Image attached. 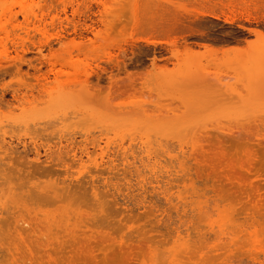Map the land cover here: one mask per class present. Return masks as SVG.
<instances>
[{
	"label": "rangeland",
	"instance_id": "1",
	"mask_svg": "<svg viewBox=\"0 0 264 264\" xmlns=\"http://www.w3.org/2000/svg\"><path fill=\"white\" fill-rule=\"evenodd\" d=\"M87 1L61 14L63 26L10 19L14 3L0 18L3 39L35 35L25 57L36 66L17 73L22 46L0 43V145L14 150L0 165V202L21 207L0 215V264H264V42L254 45L264 0ZM186 46L214 53L177 64L173 50ZM63 222L78 228L63 233Z\"/></svg>",
	"mask_w": 264,
	"mask_h": 264
},
{
	"label": "bare ground",
	"instance_id": "2",
	"mask_svg": "<svg viewBox=\"0 0 264 264\" xmlns=\"http://www.w3.org/2000/svg\"><path fill=\"white\" fill-rule=\"evenodd\" d=\"M85 1H87V0H84V1H80V0H0V11H1V13H0V18H1V16L5 13V11L6 10H8V9H10V4H12V3H14V4H18L19 5V7H20V9L17 11V12H15V13H10V19H17L18 18V14H21L22 16H23V19H26V20H28V19H40V21L41 22H43V23H45V25H47V24H50L52 27L55 25H57L58 23L60 24V26H63V21H59L58 19H63L64 17V19H69V16H68V8H71L72 9V11H73V16L75 15V12L76 11H78V9L76 10V9H74L75 8V6L76 5H78V6H80L81 4H83ZM108 1L107 0H105L104 2H103V0H89V1H87V3L85 4V5H87L90 9H91V4L92 3H97L98 4V6L99 5H102V6H104V7H107L108 6V3H107ZM13 6V5H12ZM59 8H61V10L59 11L58 9ZM37 10H38V12H37ZM55 11V13H53ZM211 13V12H210ZM61 14H64L65 16L64 17H61ZM214 16V15H213ZM48 17H50V19H52L50 22H46L44 19H47ZM43 19V20H42ZM55 19H57L59 22H56V20ZM229 20V19H228ZM25 21V20H24ZM24 21H23V23H24ZM2 22V21H1ZM29 22H31V20L29 21ZM68 22V21H67ZM66 22V23H67ZM70 22H72V21H70ZM70 22H68V23H70ZM22 23V24H23ZM28 23V22H27ZM37 23H38V20H37ZM64 23H65V21H64ZM6 24V23H5ZM24 24H26V23H24ZM29 24H31V23H29ZM58 24V25H59ZM1 25V24H0ZM10 25V23L7 25V26H9ZM163 25V24H162ZM32 26V25H31ZM40 26V25H39ZM48 26V25H47ZM77 26V25H76ZM88 26V25H87ZM177 26H180V25H178L177 24ZM5 27V26H4ZM22 27V26H21ZM41 27H43V26H41ZM45 27V26H44ZM86 27V26H85ZM166 27V26H165ZM183 27V26H182ZM17 28V27H16ZM18 28H20L19 27V25H18ZM76 28V27H75ZM175 28H177V27H175ZM179 28V27H178ZM3 29V28H2ZM25 29V28H24ZM26 29H28V28H26ZM42 29V28H41ZM87 29V28H86ZM173 29V28H172ZM10 30H11V28H10ZM18 30H20V29H18ZM17 30V31H18ZM20 31H25V30H20ZM20 31H18V32H20ZM32 32L31 33H33V30H31ZM35 31V30H34ZM173 31V30H172ZM177 31V30H176ZM179 31H180V28H179ZM255 31H258V30H255ZM14 32V31H13ZM15 32H16V30H15ZM26 32H27V30H26ZM41 32V31H40ZM12 33V32H11ZM21 33V32H20ZM36 33H37V30H36ZM165 33V32H164ZM179 33V32H178ZM257 33H259V32H257ZM1 34V33H0ZM19 34V33H18ZM34 34H35V32H34ZM38 34H40V33H37L36 34V37H37V35ZM45 34H47V33H45ZM261 34V33H260ZM10 35V34H9ZM13 35V34H12ZM25 35V34H24ZM28 35V34H27ZM162 35V34H161ZM1 36H2V34H1ZM5 36V35H4ZM4 36H2V38L0 39V43H5V44H8V42H11V44L14 46L15 44H17L18 46L20 45V46H22V49H21V51H22V54H19V51H18V49H17V46H16V51H18V53L16 54L17 55V59H18V65H16V72L17 73H20V71H21V66L23 65V64H28V67L30 66V67H32V69L34 68H36V66L35 65H33L32 64V60L31 59H27L26 57H25V54L27 53V52H29L30 51V48H28L27 47V44L26 43H30L31 42V44L32 43H34L33 41H32V39H34L33 38V36H35V35H33L32 36V38H30V37H21L20 36V34H19V36H18V38H16V41H15V39H10L9 37H6V38H4L3 39V37ZM167 36V35H166ZM12 37V36H11ZM41 37V36H40ZM50 37V36H49ZM38 39H39V37H37ZM18 39V40H17ZM50 38H46V39H44L45 40V42H44V44H46V45H50V40H49ZM168 39V38H167ZM170 39L172 40V38L170 37ZM42 40V39H41ZM154 40V39H153ZM159 40V39H158ZM161 40H163V39H161ZM160 40V41H161ZM169 40V39H168ZM176 40V39H175ZM35 41V40H34ZM167 41V40H166ZM257 41V40H256ZM148 43H153V44H156V42L155 41H151V40H148L147 41ZM258 42H261V44L264 42V36H260V37H258V41L256 42V44H254V45H258L259 43ZM170 43H172V42H170ZM174 43V42H173ZM172 43V44H173ZM175 43H177L176 41H175ZM174 43V44H175ZM35 44V43H34ZM158 44V43H157ZM156 44V45H157ZM161 44V43H160ZM188 44V43H187ZM252 44V43H251ZM155 45V46H156ZM25 46V47H24ZM177 46V45H176ZM179 46V45H178ZM205 46V45H204ZM9 47H10V45H9ZM12 47V46H11ZM15 47V46H14ZM41 47H43V45L41 46ZM180 47V46H179ZM193 48V47H192ZM9 48H7V50H8ZM12 48H10L9 50H11ZM8 50V51H9ZM206 50H208V51H210L211 49L209 48V46L208 47H206V49H205V51H202V52H206ZM7 51V52H8ZM207 51V52H208ZM6 52V53H7ZM39 52L41 53V49H39ZM125 52V51H124ZM202 52H200V53H196L194 50H192L191 49V47L190 46H186V48L183 50V51H181V50H179V48H178V50H173V56L177 59V61H178V63L177 64H180V63H184V65L185 64H188L189 65V63L190 62H192V61H194L195 60V58L197 57V59L198 58H200L199 57V55H201L202 57H203V55H208L209 54V52L208 53H202ZM218 52V51H217ZM123 53V52H122ZM214 53V52H213ZM212 52L209 54V55H211V54H213ZM107 54V53H106ZM101 57H102V55H100ZM111 56H113V55H111L110 54V57ZM204 56V57H205ZM3 57H5V56H3ZM7 58H9V57H7ZM97 58H99V57H97ZM104 59V58H103ZM113 59V58H112ZM112 59L111 60H108V61H112ZM116 60V59H115ZM114 59H113V61H115ZM39 61V60H38ZM116 62V61H115ZM117 62H119V61H117ZM122 62V61H121ZM157 61H156V57L153 59V62H152V65H153V70H156L157 69V63H156ZM16 63V62H15ZM47 63V62H46ZM120 63V62H119ZM121 64V63H120ZM119 64V65H120ZM40 65V64H39ZM44 64H42V66H43ZM90 65V64H89ZM15 66V65H14ZM38 66V65H37ZM53 66V65H52ZM98 67H99V65H97ZM197 66V65H196ZM41 67V66H40ZM119 67H121V66H119ZM7 68V67H6ZM13 68V69H14ZM56 68V67H55ZM88 68V67H87ZM5 69V68H4ZM13 69L11 70V71H13ZM40 69H42V68H40ZM89 69V68H88ZM87 69V70H88ZM120 69V68H119ZM5 70H9V69H5ZM23 70V69H22ZM37 70V69H36ZM105 70V69H104ZM167 69H163V71H166ZM3 72H5L4 70H2ZM51 71V70H50ZM147 71V70H146ZM248 71V70H247ZM27 72V71H26ZM29 72V71H28ZM53 72V71H52ZM138 72V71H137ZM137 72H136V74H137ZM210 73V70H203V71H200V70H198L197 71V75H195V77H194V79H193V81L196 79V81L198 80V79H206V78H208L209 77V73ZM8 73V72H7ZM6 73V74H7ZM9 73H10V71H9ZM30 73V72H29ZM98 73V72H97ZM135 73V72H134ZM133 73V74H134ZM142 73V72H141ZM140 72L138 73V74H140V77H143L142 75L143 74H141ZM215 73V72H214ZM253 73L254 72H243L242 74L244 75V76H247V77H251V79H252V77L253 78H257L258 76H252L253 75ZM1 74V73H0ZM4 74V73H3ZM31 74V73H30ZM46 74V73H45ZM47 74H49V73H47ZM99 74V73H98ZM132 74V73H131ZM131 74H128V75H130L131 76ZM133 74H132V76H133ZM135 74V75H136ZM200 74H202V76L203 75H207V76H204V77H199V75ZM219 75L221 74L220 72L218 73ZM223 74V73H222ZM257 74H259V73H257L256 72V75ZM12 75V74H11ZM14 75V74H13ZM15 75H17V74H15ZM19 75V74H18ZM128 75H127V77L126 78H128ZM134 75V76H135ZM217 75V74H216ZM236 75H239V73H236ZM27 76V75H26ZM46 76V75H45ZM97 76V75H96ZM133 76V77H134ZM263 76V75H262ZM17 77V76H16ZM21 76H19L18 78H20ZM25 77V76H24ZM47 77V76H46ZM50 77V76H49ZM98 77H100V76H98ZM97 77V78H98ZM113 77V76H112ZM133 77H131L132 79H133ZM138 77V75H136V77L134 78V79H138L137 78ZM15 78V76L13 77V79ZM23 78V77H22ZM21 78V79H22ZM26 78V77H25ZM28 78V77H27ZM29 78H31V77H29ZM42 78V77H41ZM48 78V77H47ZM260 78H261V76H260ZM263 78V77H262ZM24 79V78H23ZM32 79V78H31ZM34 79V78H33ZM32 79V80H33ZM39 79V78H38ZM92 79H93V77H92ZM117 79V78H116ZM114 80L113 82H109L110 83V85H111V83H114V82H119V83H121V81H123L121 84L123 85L124 84V86H122V88H123V90H126L127 88H129L130 87V89L128 90H126V92H128V91H131V89H132V87H133V89H132V91L134 90L135 91V89H134V85H135V82L134 81H132L131 79H127V81L125 82V79H117V80ZM139 79H141V78H139ZM16 80V79H15ZM15 80H12V82H14ZM18 80H20V79H18ZM18 80H16L14 83H16L17 84V81ZM129 81V82H128ZM131 81V82H130ZM192 81V82H193ZM87 82H89V81H87ZM132 82H134V85H133V83ZM200 82V81H199ZM9 83H11V82H9ZM26 84V83H28V82H26V83H24L23 81H20V83L18 82V84ZM115 83V84H116ZM130 83H132V85H128V84ZM137 83V82H136ZM196 83V82H195ZM197 83H198V81H197ZM17 84V85H18ZM91 84V83H90ZM95 84H98V83H95ZM94 84V85H95ZM118 84V83H117ZM7 85H9V84H7ZM34 85V84H33ZM33 85H27L28 86V88L27 89H29V87L31 86H33ZM92 85H93V83H92ZM92 85L91 86H89L92 90L93 89H95V92H93V93H91L90 95L92 96V97H94L95 95L97 96L98 94H97V88L95 87V86H93V87H95V88H92ZM126 85V86H125ZM137 85V84H136ZM188 85V84H187ZM22 86V85H21ZM34 86H36V85H34ZM44 86V85H43ZM98 86H99V84H98ZM118 86V85H117ZM127 86H129V87H127ZM132 86V87H131ZM188 86H191V87H189V89H191V88H193V90H194V92H196V93H198V95H200L202 98H211L212 100L214 99V100H217L216 98H219V97H221L223 94H221V93H219V91L218 90H215V89H211L210 87H204V86H201V85H196V84H194V83H189V85ZM7 87L8 86H3V88H2V91L4 90V94H5V91L7 90ZM13 87V86H12ZM12 87H10V88H12ZM45 87V86H44ZM108 87V86H107ZM110 87V86H109ZM119 87H121V85L119 84ZM126 87V88H125ZM16 88V87H15ZM25 88H26V86H25ZM89 88V89H90ZM136 88H137V86H136ZM34 89V88H33ZM39 89V88H38ZM88 89V90H89ZM103 88H101V90H102ZM109 89V88H108ZM138 89V88H137ZM22 90V89H21ZM35 90V89H34ZM114 90V89H113ZM113 90H111L110 89V91H113ZM9 91H10V89H9ZM13 91V90H12ZM20 90L19 89H14V91H13V93H14V95H13V97H14V99L15 100H17V101H19L20 100V98L19 97H22V96H19L20 94H18V92H19ZM86 91V90H85ZM103 91L105 92V90L103 89ZM108 91V90H107ZM121 91H122V89H121ZM121 91H119V93L120 94H122L121 93ZM131 91V92H132ZM133 91V92H134ZM27 92V91H26ZM25 92V93H26ZM102 92V91H101ZM100 92V93H101ZM118 91H116L115 92V90H114V93H117ZM131 92H129V93H131ZM132 92V93H133ZM136 92H137V90H136ZM2 93V92H1ZM11 93V92H10ZM12 93V94H13ZM24 93V94H25ZM29 93V92H28ZM40 93V92H39ZM90 92H88V94H89ZM96 93V94H95ZM98 93H99V91H98ZM99 93V94H100ZM111 93V92H110ZM114 93H113V95H114ZM119 93H118V96H119ZM3 94V93H2ZM125 94H127V93H124V94H122V95H125ZM1 95V94H0ZM94 95V96H93ZM101 95V94H100ZM111 95H112V93H111ZM111 95H109V97L111 96ZM116 95V94H115ZM115 95H114V97H115ZM3 96V95H2ZM25 96H26V94H25ZM99 96V95H98ZM31 97V96H30ZM109 97L107 98V100H109ZM113 97V98H114ZM116 97H117V95H116ZM223 97V96H222ZM3 97H1L0 96V103L2 102L1 101V99H2ZM24 98V97H23ZM21 100H22V102H23V99L21 98ZM21 100H20V102H21ZM3 101H4V99H3ZM7 101V100H6ZM11 102H13V101H11ZM15 102V101H14ZM214 102V101H213ZM3 103V102H2ZM7 103V102H6ZM4 104V103H3ZM152 105V103H149V105ZM156 104V103H155ZM206 104V103H205ZM0 105H2V104H0ZM5 105V104H4ZM7 105V104H6ZM6 105H5V107H6ZM12 105V104H11ZM157 105V104H156ZM167 105V104H166ZM165 105V106H166ZM172 105V104H171ZM146 106H147V104H146ZM170 106V105H169ZM4 107V106H3ZM13 107V106H12ZM161 107V106H160ZM171 107V106H170ZM205 107V106H204ZM174 110H176V109H174ZM178 110V109H177ZM160 111V110H159ZM168 111V110H167ZM162 112V111H161ZM170 114H171V111L169 112ZM168 115V114H167ZM62 130V129H61ZM12 139L13 138H11V141H12ZM14 140V139H13ZM1 142H3V144L4 145H0V165L2 164L1 162L2 161H7V158L9 159H11V157H10V155L11 154H13L14 153V150H13V145L11 146L9 143H4L5 141H4V139H3V141L1 140ZM6 142H8V141H6ZM19 142V141H18ZM23 142V141H22ZM32 142V141H31ZM20 143V142H19ZM27 143H29V142H27ZM37 143V142H36ZM35 144V143H34ZM21 145V144H20ZM40 145V144H39ZM15 146H17V145H14V147ZM19 146V145H18ZM24 147L25 148H27L28 146L25 144L24 145ZM24 147H22V149L24 148ZM69 147V145L68 146H66V148H68ZM18 148V147H17ZM32 147L30 146V149H31ZM103 148V147H102ZM101 148V149H102ZM15 150H16V148H14ZM19 149V148H18ZM33 149V148H32ZM34 149H35V152H33V153H36V155H35V161H40L42 158H41V152H40V150H39V147L37 146V144H35L34 145ZM33 149V150H34ZM60 149V150H59ZM59 149L57 150V151H55V152H47V149H45V154H46V159H44V161L42 162V163H45V161H48L49 159H51V158H53L54 156H61L62 154H63V151L61 150V148L59 147ZM29 150V149H28ZM195 150H197V148L195 149ZM19 151V150H18ZM18 151H16V152H18ZM24 151V150H23ZM85 151H87L88 153L87 154H90V152L88 151V148H85ZM85 151H83V152H85ZM28 152H30V151H28ZM66 152H69V151H67L66 150ZM195 152V151H194ZM19 153V152H18ZM17 153V154H18ZM21 153V152H20ZM31 153H32V151H31ZM24 154H25V152H24ZM44 154V153H43ZM42 154V155H43ZM19 156V159H20V157H21V154H18ZM22 155H23V153H22ZM31 155H33V154H31ZM25 156V155H24ZM24 156H22V157H24ZM34 156V155H33ZM16 157H17V155H16ZM17 157V158H18ZM26 157V156H25ZM28 157V156H27ZM73 160L75 161L76 159L77 160H80V161H82V157H77V155L76 154H73ZM13 159H15V156H13ZM18 159V160H19ZM28 159V158H27ZM17 160V159H16ZM9 161V160H8ZM42 161V160H41ZM39 164H40V162H38ZM45 195H47V196H49L48 195V192H47V194H45ZM50 195H51V192H50ZM13 196V195H12ZM47 196H45V198H47ZM52 196V195H51ZM11 202V201H10ZM13 202V207H8V204H7V206H5V203H2V202H0V215L1 214H3V212H5V210H6V212H8L9 214H11V213H13L14 215H15V213L16 212H18L20 209H21V207H19L20 209L19 210H17L16 212H11L13 209H15L16 207H18V201H16V200H14V201H12ZM6 203H9V202H6ZM21 211V210H20ZM19 214V213H18ZM49 214V213H48ZM66 214H67V212H66ZM21 215V214H20ZM20 215H18V216H20ZM23 215V214H22ZM24 216V215H23ZM47 216V215H46ZM52 216V215H51ZM57 217V216H56ZM59 217V216H58ZM57 217V218H58ZM63 217H66L65 215H63ZM16 218V219H15ZM14 218V220H16L17 222H20V223H22L23 225H25V224H29V221L28 220H26L25 218H22L21 220H18L17 218L18 217H15ZM63 220V219H62ZM66 220H68V218L67 219H65L64 218V220L63 221H66ZM70 220H71V218H70ZM73 220H76V219H73ZM225 222L226 221H224V222H220L219 223V230L222 232V233H226V230L228 229L229 230V228L227 227L228 226V224H227V226H226V224H225ZM230 222V221H229ZM62 223V222H61ZM222 223V224H221ZM225 225H224V224ZM18 224V223H17ZM51 225L53 226V224L51 223ZM226 228H225V227ZM60 227H61V229H63L62 230V232L63 233H66V232H69L71 229H73V228H78V224L77 223H70V224H68L67 222H63V226H61L60 225ZM57 228V227H56ZM213 230H215V229H213ZM224 230H225V232H224ZM219 231V232H220ZM234 231V230H233ZM231 232V230L229 231V233ZM229 233H227V234H229ZM233 234V233H232ZM42 238H44V239H46V240H50L51 238H52V235L51 234H42ZM56 239L58 240L59 239V237L58 236H56ZM184 244V243H183ZM174 257V256H173ZM176 260V259H175ZM174 260V261H175ZM263 261H261V263H262Z\"/></svg>",
	"mask_w": 264,
	"mask_h": 264
}]
</instances>
